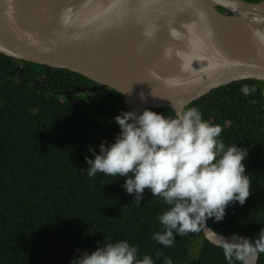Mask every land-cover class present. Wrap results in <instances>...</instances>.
Listing matches in <instances>:
<instances>
[{
  "label": "trees",
  "instance_id": "1",
  "mask_svg": "<svg viewBox=\"0 0 264 264\" xmlns=\"http://www.w3.org/2000/svg\"><path fill=\"white\" fill-rule=\"evenodd\" d=\"M94 85L75 72L0 54V264H69L76 249L91 252L105 240L122 239L153 264L166 258L172 264H230L201 230L174 234L170 247L153 240L152 233L163 230L157 216L167 208L160 197L145 190L137 205L122 187L123 176L87 177L88 147L98 151L101 140L111 142L119 131L112 117L126 111L114 90L90 98L86 90ZM242 85L255 91L245 96ZM187 107L220 125L225 146L247 149L245 203L227 206L224 218L208 219L207 226L226 237L256 236L264 226L263 82L246 79L212 89ZM149 109L174 114L171 107ZM257 264H264V253Z\"/></svg>",
  "mask_w": 264,
  "mask_h": 264
},
{
  "label": "water",
  "instance_id": "2",
  "mask_svg": "<svg viewBox=\"0 0 264 264\" xmlns=\"http://www.w3.org/2000/svg\"><path fill=\"white\" fill-rule=\"evenodd\" d=\"M174 31L183 48L170 41ZM169 44L178 50L175 59L162 51ZM0 54L80 74L94 82L88 89L120 93L126 111L129 102L136 112L175 113L246 79L263 82L264 95V42L211 0H0ZM213 232L201 226L214 245Z\"/></svg>",
  "mask_w": 264,
  "mask_h": 264
},
{
  "label": "clouds",
  "instance_id": "3",
  "mask_svg": "<svg viewBox=\"0 0 264 264\" xmlns=\"http://www.w3.org/2000/svg\"><path fill=\"white\" fill-rule=\"evenodd\" d=\"M240 91L247 96L255 88L242 85ZM112 119L119 131L111 142L101 140L98 151L88 147L92 157H85L86 175L123 176L122 187L137 205L145 190L160 197L167 208L157 216L163 230L152 233L158 244L170 247L174 234L199 232L208 219L222 220L227 206L245 203L250 193L242 163L247 149L236 143L225 146L220 125L203 120L197 108H183L172 116L147 107L121 110ZM213 235L214 245L230 264H255L264 253V226L254 237L236 232ZM75 253L69 264H153L148 255L138 258L137 247L123 239L105 240L91 252ZM164 264L172 262L166 258Z\"/></svg>",
  "mask_w": 264,
  "mask_h": 264
},
{
  "label": "bare ground",
  "instance_id": "4",
  "mask_svg": "<svg viewBox=\"0 0 264 264\" xmlns=\"http://www.w3.org/2000/svg\"><path fill=\"white\" fill-rule=\"evenodd\" d=\"M211 1L215 3H221L227 8L231 9L237 16H240L244 20V22L249 27H251V29H253V31L255 30L257 32L258 37L264 42V3L260 5V7L251 8L239 4L236 0H211ZM171 25L172 23L169 26ZM170 41H172L174 44L179 42L181 46L180 48L184 47L182 38L181 36H179V33L177 34V31L173 32V34L170 37ZM155 51H158V49ZM162 51L164 52L165 55H167V57L171 59H175L178 54L177 48L175 49L170 44L165 48H163ZM127 106L130 110H132V107L129 104V102H127Z\"/></svg>",
  "mask_w": 264,
  "mask_h": 264
},
{
  "label": "built area",
  "instance_id": "5",
  "mask_svg": "<svg viewBox=\"0 0 264 264\" xmlns=\"http://www.w3.org/2000/svg\"><path fill=\"white\" fill-rule=\"evenodd\" d=\"M95 91L96 90H93V89H87L86 90V94L90 97V98H93L95 96ZM100 91V90H99Z\"/></svg>",
  "mask_w": 264,
  "mask_h": 264
},
{
  "label": "rangeland",
  "instance_id": "6",
  "mask_svg": "<svg viewBox=\"0 0 264 264\" xmlns=\"http://www.w3.org/2000/svg\"><path fill=\"white\" fill-rule=\"evenodd\" d=\"M99 93H100L99 90L95 91V94H97V96H98ZM78 95H80V94H78ZM197 243H198V242H197ZM197 243H196V244H197Z\"/></svg>",
  "mask_w": 264,
  "mask_h": 264
},
{
  "label": "flooded vegetation",
  "instance_id": "7",
  "mask_svg": "<svg viewBox=\"0 0 264 264\" xmlns=\"http://www.w3.org/2000/svg\"><path fill=\"white\" fill-rule=\"evenodd\" d=\"M16 67H17L19 70H21V67H22V66H21V65H19V66H16Z\"/></svg>",
  "mask_w": 264,
  "mask_h": 264
},
{
  "label": "snow or ice",
  "instance_id": "8",
  "mask_svg": "<svg viewBox=\"0 0 264 264\" xmlns=\"http://www.w3.org/2000/svg\"><path fill=\"white\" fill-rule=\"evenodd\" d=\"M130 85H131V83H129V86H128V91H130Z\"/></svg>",
  "mask_w": 264,
  "mask_h": 264
}]
</instances>
